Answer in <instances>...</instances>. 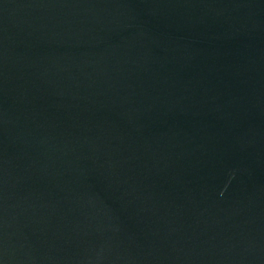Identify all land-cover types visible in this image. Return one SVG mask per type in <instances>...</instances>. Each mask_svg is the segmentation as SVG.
Wrapping results in <instances>:
<instances>
[{
    "label": "water",
    "instance_id": "obj_1",
    "mask_svg": "<svg viewBox=\"0 0 264 264\" xmlns=\"http://www.w3.org/2000/svg\"><path fill=\"white\" fill-rule=\"evenodd\" d=\"M0 264H264V0H0Z\"/></svg>",
    "mask_w": 264,
    "mask_h": 264
}]
</instances>
